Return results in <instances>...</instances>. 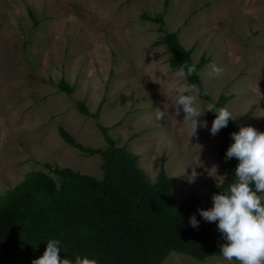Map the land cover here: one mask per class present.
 <instances>
[{"label":"rangeland","instance_id":"374dc122","mask_svg":"<svg viewBox=\"0 0 264 264\" xmlns=\"http://www.w3.org/2000/svg\"><path fill=\"white\" fill-rule=\"evenodd\" d=\"M158 16L162 26L151 20ZM174 32L195 63L210 60L200 73L209 101L171 67L167 46L155 45ZM221 95L234 96L226 110L244 140L256 142L264 134V0H0V196L33 171L56 179L46 164L102 180L101 157L58 132L104 148L99 123L140 156L153 182L165 162L178 179L175 200L206 197L225 177L210 119ZM77 102L100 118L83 116ZM252 161L264 167V146ZM258 181L264 190V172ZM258 215L248 259L172 253L163 264H264V206Z\"/></svg>","mask_w":264,"mask_h":264},{"label":"trees","instance_id":"16d2710c","mask_svg":"<svg viewBox=\"0 0 264 264\" xmlns=\"http://www.w3.org/2000/svg\"><path fill=\"white\" fill-rule=\"evenodd\" d=\"M151 20L164 24L162 16ZM160 44L172 56L171 67L209 101L200 73L210 60L203 56L195 63L193 50L181 44L177 32L155 45ZM59 87L68 95L75 91L65 80ZM233 97L221 95L210 105L211 122L222 137L217 160L225 177L203 198L191 194L175 200L178 179L168 176L165 162L153 182L141 168L140 156L118 147L99 123L106 143L99 149L83 146L58 128L65 143L101 157L104 178L46 164L56 179L33 171L0 196V264H163L172 253L199 262L248 259L251 232L264 206L258 181L264 167L252 161L264 146V134L260 131L253 143L244 140L238 131L241 122L226 110ZM76 107L83 116L100 118L84 102Z\"/></svg>","mask_w":264,"mask_h":264}]
</instances>
